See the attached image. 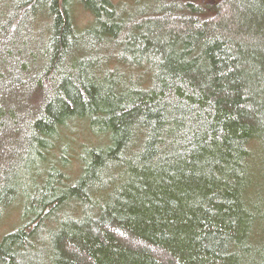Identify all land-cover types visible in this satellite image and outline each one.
<instances>
[{
	"label": "trees",
	"instance_id": "obj_1",
	"mask_svg": "<svg viewBox=\"0 0 264 264\" xmlns=\"http://www.w3.org/2000/svg\"><path fill=\"white\" fill-rule=\"evenodd\" d=\"M0 264H264V0H0Z\"/></svg>",
	"mask_w": 264,
	"mask_h": 264
},
{
	"label": "rangeland",
	"instance_id": "obj_2",
	"mask_svg": "<svg viewBox=\"0 0 264 264\" xmlns=\"http://www.w3.org/2000/svg\"><path fill=\"white\" fill-rule=\"evenodd\" d=\"M78 17H79V23L86 21L88 18L87 14L85 13H78Z\"/></svg>",
	"mask_w": 264,
	"mask_h": 264
}]
</instances>
